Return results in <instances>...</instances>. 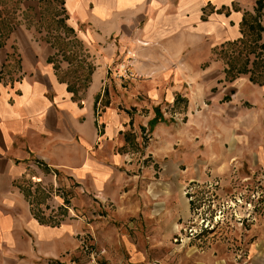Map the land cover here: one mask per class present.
<instances>
[{
  "label": "crops",
  "instance_id": "crops-1",
  "mask_svg": "<svg viewBox=\"0 0 264 264\" xmlns=\"http://www.w3.org/2000/svg\"><path fill=\"white\" fill-rule=\"evenodd\" d=\"M66 5L77 35L65 41L81 42L92 66L75 67L25 22L0 33V264H86L78 258L95 233L103 254L90 264H142L155 234L147 223L173 203L160 196L153 209L152 195L126 194L151 177L150 153L161 165L172 156L166 176L183 171V209L167 218L189 213L184 186L207 169L264 170V32L256 42L252 30L263 15L255 0ZM106 203L122 204L123 226L105 224L116 218ZM244 256L264 264V241Z\"/></svg>",
  "mask_w": 264,
  "mask_h": 264
},
{
  "label": "rangeland",
  "instance_id": "rangeland-1",
  "mask_svg": "<svg viewBox=\"0 0 264 264\" xmlns=\"http://www.w3.org/2000/svg\"><path fill=\"white\" fill-rule=\"evenodd\" d=\"M255 1L264 20V0ZM3 20H6L8 24H4ZM69 22L66 0H0V33L9 34L16 26L23 23L27 24L28 32L32 33V26H34L37 34L46 36L45 39L54 43L61 52H70L68 56H74L75 67L92 66L86 58V51L81 42L74 39L70 42L65 41V36L77 35L68 26ZM258 25L263 27L260 22H257L252 28L255 33ZM171 158L172 156H168L160 160L163 163L161 165L157 163L158 158L150 153L148 165L151 166V177L145 182L136 181L137 183L134 182L126 187L127 195L137 197L144 194L152 195L153 209L159 206L156 202L160 196L173 202L147 223L146 233L151 230L155 234L152 235L151 258L142 264L151 262L153 264H194L193 261H198L199 264H245L246 246H249L253 238L264 241V234H260L259 238L257 236L252 238L251 235L257 228L264 231V170H248L236 161L232 162V167L228 170L207 169L203 172L201 181L194 183V186H184L190 208L189 213L177 218H167V213L172 212L174 206H177L179 210L183 209L180 199L181 188L174 182L178 174H183V171L174 169L167 176L164 173V165L169 163ZM163 180H169V184L164 185ZM114 205V203H106L107 213L111 217L114 211L116 213V218L104 220L108 226L123 224L117 215L118 210H121L123 206L118 203L115 205L117 210ZM137 205L142 208L144 203L139 204L137 201ZM91 221L96 222L99 219L95 218ZM100 221L103 220L100 219ZM174 222L179 225L176 231L171 230ZM143 229H145L144 223L138 226V231L143 232ZM165 230L173 234L170 240L166 241L167 243L160 235V232ZM192 230L195 231L193 235H190ZM183 233H186L184 246H190V248L194 246L198 249L197 252L188 247L183 251L178 249L174 238ZM97 236V233L90 235L87 246H84L82 255L78 258L79 261L86 264L99 261V257L103 254V247L98 246ZM164 246L168 249L165 250ZM75 263L79 264V262Z\"/></svg>",
  "mask_w": 264,
  "mask_h": 264
},
{
  "label": "trees",
  "instance_id": "trees-1",
  "mask_svg": "<svg viewBox=\"0 0 264 264\" xmlns=\"http://www.w3.org/2000/svg\"><path fill=\"white\" fill-rule=\"evenodd\" d=\"M255 31H256V34H257V38H256L255 41L257 42V41L260 40L261 33L264 32V28L258 25V26L255 28ZM256 45H257V44H256ZM258 47H261L262 49H264V45H262V46H258ZM255 49H256L255 47H250V50H251V51H253V50H255Z\"/></svg>",
  "mask_w": 264,
  "mask_h": 264
},
{
  "label": "built area",
  "instance_id": "built-area-1",
  "mask_svg": "<svg viewBox=\"0 0 264 264\" xmlns=\"http://www.w3.org/2000/svg\"><path fill=\"white\" fill-rule=\"evenodd\" d=\"M186 231V230H185ZM195 231V230H194ZM193 230L190 232V235H193L192 233L194 232ZM186 233L183 234H178L176 238H174L175 243L178 245H184V240H185Z\"/></svg>",
  "mask_w": 264,
  "mask_h": 264
}]
</instances>
